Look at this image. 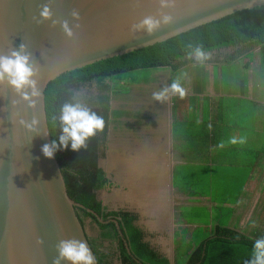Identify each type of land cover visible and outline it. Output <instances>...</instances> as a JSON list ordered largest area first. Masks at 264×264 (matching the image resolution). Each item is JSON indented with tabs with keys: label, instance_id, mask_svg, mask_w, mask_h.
Returning a JSON list of instances; mask_svg holds the SVG:
<instances>
[{
	"label": "water",
	"instance_id": "1",
	"mask_svg": "<svg viewBox=\"0 0 264 264\" xmlns=\"http://www.w3.org/2000/svg\"><path fill=\"white\" fill-rule=\"evenodd\" d=\"M44 3L50 4L53 19H67L70 27L76 23L70 16L71 10H79L80 27L74 29L73 37H67L59 24L52 27L51 21L35 22L33 17L38 18ZM260 5H264V0H174V5L166 9H160L157 0H0V55L26 44L37 68L33 79L39 90V96L32 98L34 106L30 107L6 81L0 82V264H52L57 255L56 243L68 238L86 241L95 257L76 208L98 215L70 198L56 153L49 159L41 152L42 145L52 141L46 112V90L52 81ZM161 11L172 16L171 23L162 24L151 34L130 30L131 24L144 16L159 18ZM34 118L37 123L27 127ZM156 140L160 142L159 134L148 148L138 151V157H133L132 150L143 141L118 146L112 154L119 158V166L115 169L110 166L107 171L102 168L101 159L99 166L108 174L114 173L119 186L115 190L109 188L107 195L115 197L124 209L111 211L127 208L146 218L143 224L137 222L142 230L149 228L163 233L161 228L171 222L170 214L173 215L170 125L164 147L156 144ZM154 146L160 148L155 153ZM135 162L139 172L129 179L125 172ZM133 188L147 198V204L136 200ZM114 222L124 239L119 222ZM38 238L43 244L37 243ZM125 245L134 258L129 245ZM164 257L174 264V256ZM95 264H98L96 257Z\"/></svg>",
	"mask_w": 264,
	"mask_h": 264
},
{
	"label": "trees",
	"instance_id": "2",
	"mask_svg": "<svg viewBox=\"0 0 264 264\" xmlns=\"http://www.w3.org/2000/svg\"><path fill=\"white\" fill-rule=\"evenodd\" d=\"M197 46H201L207 54L233 48L237 50L236 55L246 58L258 50L264 64V5L237 11L151 47L68 72L52 81L46 90V112L52 140L57 139L60 134L58 117L65 103L80 102L104 118V130L89 139L87 148H82L79 152L72 151L70 147L58 150L55 152L57 161L70 198L92 210L106 222L117 219L132 255L142 264L170 262L161 256L150 241H145L146 232L137 225V214L126 210L109 211L102 206L97 196L108 183L99 160L101 157L106 158L104 151L108 147L111 127L115 122L112 117L116 119L127 115L125 112L113 111V101L128 97L132 87L136 85L157 81L154 72L170 69L172 73H178L181 69L198 63L189 58V53ZM233 57L230 62L239 60L235 57L232 60ZM88 87L95 88L93 95L87 99L80 98L79 93ZM54 116L57 117L55 122L52 120ZM77 211L97 221L103 230V239L119 241L123 264H139L128 254L114 222L101 224L97 217L86 210L76 208ZM80 222L83 223L81 220ZM238 238L242 239L237 240ZM98 240L100 239L92 240L96 246L92 248L98 263L114 264L111 253L103 251ZM253 243V240L245 239L229 229L219 228L212 240L203 242L197 248L189 247L181 240L177 242L176 264H244L251 254Z\"/></svg>",
	"mask_w": 264,
	"mask_h": 264
},
{
	"label": "crops",
	"instance_id": "3",
	"mask_svg": "<svg viewBox=\"0 0 264 264\" xmlns=\"http://www.w3.org/2000/svg\"><path fill=\"white\" fill-rule=\"evenodd\" d=\"M258 58L256 62H247L248 70L229 77L220 89L215 87V76H203L196 90L184 88L186 95L183 98L169 93L172 100L186 103L188 98L194 100V106L186 104L175 109L174 102L173 107H170L174 222L167 221L161 229L170 231L171 248L166 249V244L152 241L163 256H174V264L176 244L180 240L186 241L189 247L197 248L203 242L212 240L219 228L229 229L253 241L264 236V64L261 57ZM206 61L212 65L211 68L220 65L241 66L240 63H243L242 59L235 63L228 60L225 64ZM194 65L198 66L199 63L191 67ZM258 67L257 73L255 70ZM156 79L159 80L158 77ZM187 109L191 119L184 120L182 114ZM233 137H245L246 142L232 144L230 140ZM221 144L224 146L220 147ZM154 149L160 148L154 146ZM190 166L196 167L195 170L189 171ZM135 170L132 174L136 176L139 172L137 166ZM185 173L187 177H196L198 181H195L194 186L187 184ZM176 178L180 181L178 185L175 184ZM199 181L205 183L208 193L192 191V187H200ZM214 187H220L222 193L236 192V200L230 202L215 198ZM142 198L139 197L140 201H143ZM145 202L148 203L147 199ZM194 208L209 212L210 223H203L200 216L191 214ZM224 208L229 215L226 226L222 225ZM214 210L217 211V220H214ZM200 230L203 231L191 240V235H196ZM249 259L250 255L244 264ZM116 264L120 262L116 260Z\"/></svg>",
	"mask_w": 264,
	"mask_h": 264
},
{
	"label": "clouds",
	"instance_id": "4",
	"mask_svg": "<svg viewBox=\"0 0 264 264\" xmlns=\"http://www.w3.org/2000/svg\"><path fill=\"white\" fill-rule=\"evenodd\" d=\"M157 2L160 9L171 8L174 5V0H157ZM53 15L50 4L44 3L40 6L38 18L33 17V19L37 24L43 21H51L52 27L59 24L67 37H73L74 29L80 27L79 10L73 8L70 12L73 21H76L71 27L67 19L58 21L53 19ZM172 19L170 14L161 11L159 18L152 15L144 16L131 24L130 30L132 32L143 30L151 34L162 24L171 23ZM189 58L198 63H203L209 56L202 50L201 46H197L189 53ZM36 74L37 68L32 63V53L27 51L26 44L21 43L18 47L11 49L8 54L0 55V82L6 81L7 85L22 100L27 101L30 107L35 104V100L32 98L39 96L37 81L33 79ZM169 93L178 94L183 98L186 95V90L178 79H174L170 85L153 92L152 98L159 103H164L167 101ZM52 120L55 122L57 117H52ZM58 120L60 125L59 136L41 147V152L49 159L54 158V154L58 150H65L70 147L72 151L79 152L82 148H87L89 139L97 135L98 132H102L105 127L104 118L80 102L63 104ZM36 123L34 118L32 124L26 126L31 128ZM245 142V137H233L230 140L232 144H244ZM219 146L223 147L224 145ZM37 243L43 244V240L38 238ZM55 250L57 255L52 259V264H62V261L70 262V264H95V257L86 241L76 238L61 239L56 243ZM246 264H264V236L254 241L250 259Z\"/></svg>",
	"mask_w": 264,
	"mask_h": 264
},
{
	"label": "rangeland",
	"instance_id": "5",
	"mask_svg": "<svg viewBox=\"0 0 264 264\" xmlns=\"http://www.w3.org/2000/svg\"><path fill=\"white\" fill-rule=\"evenodd\" d=\"M237 50L233 49V48H229V49H224L222 51H218L215 53H211L208 54L209 58L208 60L211 63H220V64H225V61H230L231 58L234 56L235 59L239 58V60H243V63L241 62L240 65L241 66H225V65H220L217 67H213L211 68V64L208 65V62H206V64H200L198 66H193L191 67V65L181 69L180 72L178 73H172V71L170 69L167 70H162V71H157L154 72V76L157 78L158 77V82H154L151 86H134L132 87V96L129 97H124V98H117L113 101V104L115 107H129L131 109H142V110H146L144 111V113H149L151 115H153L154 117L151 118V120L146 121V122H141L142 125H130V127H121L123 130H135L136 127H140L138 130V132L141 134H135L134 136H132L131 139H124L119 141V139L123 136V133L120 132L119 130L114 131L112 130L110 133V140L108 142V146L111 147V149H109L107 151V149L104 151L106 153V160H103V157H101L100 159L101 161V166L102 168H106L107 171L109 170L110 166L112 167V169H115L114 166H112V160L114 158L113 154L115 151V148L123 145L125 146L128 142L131 143H135L137 141H143L141 142V146L134 148L132 151L135 153H139V150L144 149L145 147H148L150 145V141L154 140L155 138L158 139V134H159V138H160V142L159 140L154 141L156 144H159V146H163L165 145V140L166 138H168V132H169V125L171 124L170 121V117H171V109L170 107H173L172 104L175 102L176 106L175 109H178L180 106L185 107L186 104H188L189 106H194V100L191 98H188L187 103L185 101H181L178 99H173L168 96V99L166 102L164 103H159L155 100H153L152 98V94L153 92L159 91L162 88L170 85L172 83V81L174 79H178L182 85L183 88H190L192 90H196L199 85V79L200 77H209V76H215V80H216V84L215 87L220 89L227 81V79L229 77L233 76H238L244 73V70H248V64L247 62L249 61H253L256 62L258 61V56L260 57L258 50H255L249 57H244L241 55H236ZM234 57L232 60H234ZM238 61V60H237ZM233 65V64H231ZM206 66H209V68H206ZM257 73L259 72V67L258 69L255 70ZM151 75V72H150ZM145 76V75H144ZM189 84V85H188ZM95 92V88L94 87H88L86 88L84 91L79 93V97L83 98V99H87L90 98L93 93ZM197 102H199L197 99H195ZM173 101V102H172ZM181 102V103H180ZM180 103V104H179ZM193 110H195L193 108ZM189 110L187 109L184 114H182V117H185L184 120H187V118H190V115L187 113ZM151 112V113H150ZM174 113V112H173ZM191 113V110H190ZM148 114V115H149ZM159 115V116H156ZM192 116V115H191ZM145 141V142H144ZM109 147V148H110ZM108 148V147H107ZM136 149V150H135ZM121 150V149H120ZM154 153L156 150L159 149H153ZM153 153V154H154ZM133 155V154H132ZM119 166V165H118ZM196 167L194 166H190L188 168L189 171H194ZM111 169V170H112ZM111 176L114 175V173L110 174ZM192 175V174H190ZM129 179H131V176H134L132 174L128 175ZM185 176L187 177V173H185ZM187 184H195V181L197 180L196 177L193 176H189L187 177ZM198 181V180H197ZM201 183L200 187H192V191L194 192H200V193H208V187L205 185V183H203L202 181H199ZM178 183H180L179 179L176 178L175 180V184L178 185ZM194 186V185H193ZM119 188V186L117 187H113L112 189H117ZM135 188V187H134ZM133 188V194L136 195V190ZM214 195L215 198L218 199H227V201L230 202H234L236 200V192H226V193H222L220 191V187H214ZM108 190H102L100 192V199H105L104 200V204L108 205L110 207V210H114V209H124L121 208L122 206L119 205V203L117 202L116 199H112V195L110 196L111 198H109L108 194ZM175 195L173 197V205L175 206ZM164 207V203L161 205ZM168 207L166 206L165 210ZM198 209V208H197ZM127 210V208L125 209ZM133 212V211H132ZM222 214L224 215L222 218V225L228 224L229 221V215L228 210L227 209H222ZM174 213V211H173ZM134 214H137L134 212ZM191 214L196 215V216H200L202 218V222L203 223H210V214L209 212H206L205 210L203 211H199L196 210V208L192 209ZM220 214V215H222ZM139 215V214H138ZM214 215L215 218L214 220H217V211L214 210ZM146 220V218H140V222H142ZM172 219H173V215H172ZM171 219V223L173 224L174 220ZM174 227V225H173ZM86 231L88 233V236L90 237V239H96L97 236V228L95 225H90L89 222L86 224ZM145 231H150L152 233H154L156 235L154 241H156L157 243L160 244H166L165 248L169 249L171 248L170 244H171V233L169 230H164L163 233H159L157 232V230H150L149 228H145ZM203 230L197 231L196 235L193 234L191 235V240L195 239L196 236H198ZM186 240V239H185ZM184 243H187L186 241H184ZM188 244V243H187ZM183 246V245H182ZM169 254V253H168Z\"/></svg>",
	"mask_w": 264,
	"mask_h": 264
},
{
	"label": "flooded vegetation",
	"instance_id": "6",
	"mask_svg": "<svg viewBox=\"0 0 264 264\" xmlns=\"http://www.w3.org/2000/svg\"><path fill=\"white\" fill-rule=\"evenodd\" d=\"M181 71V70H180ZM179 71V72H180ZM156 82H158V80L156 81ZM154 82H152L151 84H147V85H136V86H151L152 84H153ZM129 96H132V91L129 93V95H128V97ZM112 110L113 111H121V112H125L127 115H125V116H123V117H120V118H114V117H112V119H114L115 120V122L113 123V125H112V127H111V131L112 130H114V131H117V130H119L120 132H122L123 133V136L119 139V141H121V140H126V139H131L132 138V136H134L135 134H141V132L139 133L138 132V130H140L139 128L140 127H136V129L135 130H130V129H127V130H123L121 127H124V126H126V127H130V125H142V123L141 122H146V121H149V120H151V118H153L154 116L153 115H151V114H149V113H144V111H146V110H142V109H131V108H129V107H127V106H125V107H121V106H119V107H115L114 106V104H113V106H112ZM151 113V112H150ZM149 114V115H148ZM171 114H172V112H171ZM136 115H141L140 117H135ZM156 116H159V115H156ZM111 131H110V133H111ZM132 135V136H131ZM109 140H110V136H109ZM119 146V145H118ZM110 146H108V148H107V151L109 150V149H111V147L109 148ZM149 147V146H148ZM148 147H145L144 149H146V148H148ZM138 155H139V153H134V156L133 157H138ZM106 158H107V156H106ZM112 166H114V167H117L119 164H120V160H119V158H117V157H115L114 156V158H113V160H112ZM137 163L138 162H135V163H133V165L131 166V168H127V170H126V172H125V174H128V175H130V174H132L133 173V171L135 172V171H137V170H135V166H137ZM138 167V166H137ZM106 175H107V178H108V183H107V187L105 188V189H103V190H108L109 188H113V187H118V185L115 183V174L113 175V176H111L110 174H108L107 172H106ZM133 175V174H132ZM112 179H111V178ZM99 192H101V191H99ZM98 196V200H100L101 202H102V206H104V207H106V208H108L109 209V211H111L110 210V207L108 206V205H104V201H102V199H100V193L97 195ZM125 211V210H124ZM77 216H79L80 217V220L83 222L82 224H83V226H84V229H85V231L87 230L86 229V224L89 222V224L90 225H95L96 226V228H97V236H96V239L98 238V239H100V240H98V242L99 243H101L102 244V250L103 251H105V252H107V253H111V255H112V257H111V259H112V261H114V264H116V260L118 261V263L120 262V264H123L122 263V261H121V259H120V257H121V249H120V247H119V245H120V243H119V241L118 240H108V239H103L102 238V235H103V230H101V228L98 226V223H97V221H95V220H93V218H91V217H86L81 211H77ZM92 215H94V214H92ZM138 215V214H137ZM95 216V215H94ZM95 217H97V216H95ZM99 217V216H98ZM98 217H97V219H98ZM140 218H141V215H138V221L137 222H139L140 221ZM100 219V220H99ZM99 219H98V221L101 223V224H109V223H112V222H114L115 220L116 221H118L117 219H112V220H110V221H104L101 217H99ZM119 222V221H118ZM115 223V222H114ZM140 224H143V219H142V222L140 223ZM116 229H117V226H116ZM121 229V228H120ZM117 231H118V229H117ZM119 232V231H118ZM86 233H87V231H86ZM87 236H88V233H87ZM124 236V235H123ZM146 236H147V238L146 239H149V241L151 242V244H152V246L154 247V248H157V244H153L152 243V241L155 239V237H156V235L154 234V233H152V232H149V231H146ZM119 237H121V239L123 240V243H124V245H125V243H127L128 245H129V243L125 240V238L123 239L122 238V236L119 234ZM88 239L90 240L89 242H90V245H91V248L92 247H94V248H96V246H95V244H94V242L92 241L93 239H90V237L88 236ZM125 248H126V245H125ZM129 248H130V246H129ZM93 249V248H92ZM126 250H127V248H126ZM131 250V249H130ZM158 250V249H157ZM94 251V250H93ZM159 251V250H158ZM132 253V252H131ZM159 253H160V251H159ZM95 254V253H94ZM161 254V253H160ZM161 256H163L162 254H161ZM96 257V256H95ZM97 259V258H96ZM98 262V261H97ZM99 264V263H98Z\"/></svg>",
	"mask_w": 264,
	"mask_h": 264
},
{
	"label": "bare ground",
	"instance_id": "7",
	"mask_svg": "<svg viewBox=\"0 0 264 264\" xmlns=\"http://www.w3.org/2000/svg\"><path fill=\"white\" fill-rule=\"evenodd\" d=\"M134 173H135V172H134ZM134 176H135V174H134ZM134 196H136V200H138L140 203H142V202L144 201L142 204H147V203L145 202V199H147V198L144 197L142 194L136 192V195H134ZM141 196H143V198H142ZM139 197L142 198L143 201H140Z\"/></svg>",
	"mask_w": 264,
	"mask_h": 264
}]
</instances>
